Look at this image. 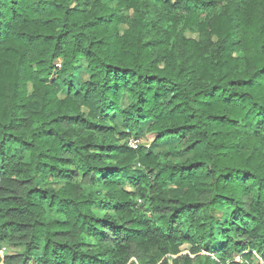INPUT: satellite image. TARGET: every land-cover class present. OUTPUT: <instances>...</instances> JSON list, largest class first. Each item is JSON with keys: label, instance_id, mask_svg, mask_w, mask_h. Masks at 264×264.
I'll return each mask as SVG.
<instances>
[{"label": "trees", "instance_id": "16d2710c", "mask_svg": "<svg viewBox=\"0 0 264 264\" xmlns=\"http://www.w3.org/2000/svg\"><path fill=\"white\" fill-rule=\"evenodd\" d=\"M144 132L180 149H132ZM1 244L24 252L0 264L264 262V0H0Z\"/></svg>", "mask_w": 264, "mask_h": 264}, {"label": "rangeland", "instance_id": "374dc122", "mask_svg": "<svg viewBox=\"0 0 264 264\" xmlns=\"http://www.w3.org/2000/svg\"><path fill=\"white\" fill-rule=\"evenodd\" d=\"M120 29L123 31L124 27H120ZM186 36L188 38L191 39H197L199 36L197 33H191L189 31H186ZM83 65H85L83 63ZM31 90V88H30ZM129 100L125 99L123 104H122V108L126 109L128 106ZM116 123L122 127V119L121 118H117L116 119ZM130 139H136L139 140L140 145L139 146H145L148 149H153L156 153H160V152H169L172 149H180V146L175 143H171L170 145H164V146H153L152 143L155 140V135H151V134H147L146 132H144L142 135L139 136H130L129 139H127V143L129 142ZM173 158V157H172ZM55 183L52 179L48 178V179H44L43 183L45 184H51V183ZM86 190H90L88 187H86ZM99 209V208H98ZM96 209L95 212L98 215H102L103 211H100ZM181 252L179 255H167L166 257H164L163 259H167L169 262H173L174 259H176L179 256H183V255H190L192 258H194L195 256L192 255L190 253V247L189 246H183L181 247ZM24 252V248L22 247H13L11 245H7V244H1L0 246V253L2 255H6V256H12V255H18ZM204 255V254H203ZM133 261L137 262L136 258H132ZM35 264V263H32ZM226 264H231L230 262H227ZM232 264H264V262L262 261V259L260 258V256H258L256 253L253 254V256L249 257V258H243L241 255H236L235 259L233 261Z\"/></svg>", "mask_w": 264, "mask_h": 264}, {"label": "built area", "instance_id": "2783aa9c", "mask_svg": "<svg viewBox=\"0 0 264 264\" xmlns=\"http://www.w3.org/2000/svg\"><path fill=\"white\" fill-rule=\"evenodd\" d=\"M57 66H60L59 64ZM128 145L132 148V149H137L140 145L139 140L136 139H130L128 142Z\"/></svg>", "mask_w": 264, "mask_h": 264}]
</instances>
